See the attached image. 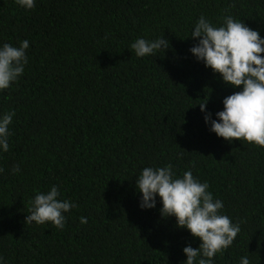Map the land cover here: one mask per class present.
Listing matches in <instances>:
<instances>
[{
	"label": "trees",
	"instance_id": "1",
	"mask_svg": "<svg viewBox=\"0 0 264 264\" xmlns=\"http://www.w3.org/2000/svg\"><path fill=\"white\" fill-rule=\"evenodd\" d=\"M201 15L217 27L232 16L264 38V0H0V47L29 41L23 74L0 90V117L15 113L0 148V264H183L200 239L161 215L159 195L141 208L136 185L143 168L169 164L207 182L220 214L240 224L213 264H264V147L205 122L242 85L191 53ZM162 36L164 52L130 48ZM53 185L77 205L64 228L26 224L30 202Z\"/></svg>",
	"mask_w": 264,
	"mask_h": 264
},
{
	"label": "clouds",
	"instance_id": "2",
	"mask_svg": "<svg viewBox=\"0 0 264 264\" xmlns=\"http://www.w3.org/2000/svg\"><path fill=\"white\" fill-rule=\"evenodd\" d=\"M16 3L26 9L35 7V0H16ZM223 21V25L217 27L201 15L190 34L199 40L190 51L206 67L219 73L226 84L242 85V90L223 99V110L216 113L218 119H212L211 113H206L205 122L210 123V131L225 140H245L264 147V55H261L264 53V38L257 30L232 16L223 17ZM169 46V41L162 36L152 41L138 38L130 48L136 56L144 57L158 50L164 52ZM28 48V40L21 41L19 47L9 43L0 47V90L9 88L23 74ZM206 103L207 100L199 104L202 112ZM14 114L11 111L0 117V148L4 152L9 150V125ZM3 171L0 168V172ZM19 171V166L14 165L13 174ZM174 177L171 164L155 169L143 168L136 179L137 188L142 193L140 207H155L159 195L161 215L175 216L178 227H186L201 241L197 248L191 245L183 248L187 257L183 264H197L198 257V264H213L212 258L233 243L240 232V224H233L229 216L220 214L223 202L214 200L208 191V183L200 182L191 170L185 171L182 177ZM59 196L55 185L47 193L38 192L30 202L25 223L52 222L56 228L63 229L66 220L63 213L77 205L58 199ZM81 223H87V218L81 217ZM2 261L3 257H0ZM240 264H250L247 256L241 257Z\"/></svg>",
	"mask_w": 264,
	"mask_h": 264
}]
</instances>
